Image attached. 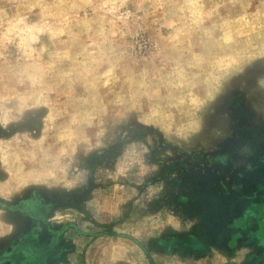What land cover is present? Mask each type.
<instances>
[{
	"label": "rangeland",
	"instance_id": "374dc122",
	"mask_svg": "<svg viewBox=\"0 0 264 264\" xmlns=\"http://www.w3.org/2000/svg\"><path fill=\"white\" fill-rule=\"evenodd\" d=\"M0 264H264V0H0Z\"/></svg>",
	"mask_w": 264,
	"mask_h": 264
}]
</instances>
